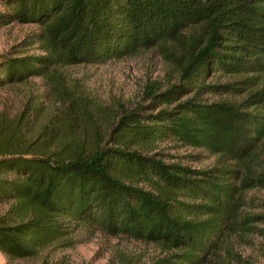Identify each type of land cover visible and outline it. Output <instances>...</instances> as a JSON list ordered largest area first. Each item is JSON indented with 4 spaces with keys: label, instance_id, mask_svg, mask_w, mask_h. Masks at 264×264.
<instances>
[{
    "label": "trees",
    "instance_id": "trees-1",
    "mask_svg": "<svg viewBox=\"0 0 264 264\" xmlns=\"http://www.w3.org/2000/svg\"><path fill=\"white\" fill-rule=\"evenodd\" d=\"M0 8V26L40 27L30 39L41 51L0 54V86L144 51L178 55L177 82L145 86L147 103L124 113L106 140L63 137L64 121L28 137L26 109L0 113L6 258H33L73 224L93 223L165 247L154 264H207L239 221L264 225V215L240 218L244 193L264 189V0H0ZM166 141L215 164L195 170L148 156ZM253 231L264 239V227Z\"/></svg>",
    "mask_w": 264,
    "mask_h": 264
},
{
    "label": "rangeland",
    "instance_id": "rangeland-1",
    "mask_svg": "<svg viewBox=\"0 0 264 264\" xmlns=\"http://www.w3.org/2000/svg\"><path fill=\"white\" fill-rule=\"evenodd\" d=\"M39 30L34 24L0 26V54H41L38 45H32L30 39ZM177 56L172 51L162 54L150 50L103 64L56 67L54 71L51 69L55 76L52 80L32 77L22 83L0 86V113L12 117L26 109L33 116L28 137L45 128L53 130V126L64 121L59 132L63 137L75 131L95 142L106 140L124 113L147 103H142L145 86L163 90L177 82ZM236 79L218 78L220 82ZM147 153L165 164L195 170L210 168L216 161L201 150L181 147L174 141L158 143ZM261 161L264 164V156ZM4 208L3 205L0 210ZM262 215L264 189L245 192L240 218ZM238 224L224 235L207 264H264V239L253 231L264 225L260 222ZM73 226L68 236L57 239L35 257L8 259L0 253V264H154L168 253L160 244L120 235L107 236L93 223Z\"/></svg>",
    "mask_w": 264,
    "mask_h": 264
}]
</instances>
